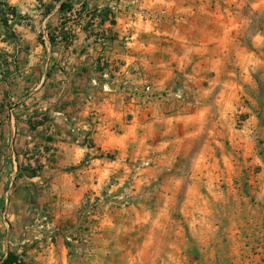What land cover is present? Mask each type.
Wrapping results in <instances>:
<instances>
[{
	"label": "rangeland",
	"instance_id": "obj_1",
	"mask_svg": "<svg viewBox=\"0 0 264 264\" xmlns=\"http://www.w3.org/2000/svg\"><path fill=\"white\" fill-rule=\"evenodd\" d=\"M87 1L62 17L78 90L21 162L37 177L0 260L264 264V0Z\"/></svg>",
	"mask_w": 264,
	"mask_h": 264
},
{
	"label": "crops",
	"instance_id": "obj_2",
	"mask_svg": "<svg viewBox=\"0 0 264 264\" xmlns=\"http://www.w3.org/2000/svg\"><path fill=\"white\" fill-rule=\"evenodd\" d=\"M1 1L15 10V15L8 10L6 15H0V219H3L4 214L9 218L26 214L29 204L26 193L37 175L22 168L21 162L26 164L33 159L40 163L43 152L54 150L49 147L52 141L40 136V127L50 117L59 122V109L65 110L67 90H78L73 86L77 66L72 61L79 55L76 45L83 33L64 41L67 26L62 17L69 0ZM77 1L81 5L77 14L82 15L88 7L87 0ZM51 29L56 36L47 33ZM77 29L85 30L82 25ZM18 88L26 89L20 92ZM45 92L51 95H44ZM9 99L15 101L14 111L6 115L2 110ZM42 110L45 117L35 124V115ZM55 144L58 154L60 141Z\"/></svg>",
	"mask_w": 264,
	"mask_h": 264
},
{
	"label": "trees",
	"instance_id": "obj_3",
	"mask_svg": "<svg viewBox=\"0 0 264 264\" xmlns=\"http://www.w3.org/2000/svg\"><path fill=\"white\" fill-rule=\"evenodd\" d=\"M7 7V10L12 14L15 15V10L14 8L8 6V4L6 2H0V15L4 16L6 15V9L3 8V6ZM64 6L62 5L61 8H63ZM4 23H6V20L4 18H2ZM0 264H24V260L17 255L15 252L13 251H7V253L5 254V256L0 260Z\"/></svg>",
	"mask_w": 264,
	"mask_h": 264
},
{
	"label": "built area",
	"instance_id": "obj_4",
	"mask_svg": "<svg viewBox=\"0 0 264 264\" xmlns=\"http://www.w3.org/2000/svg\"><path fill=\"white\" fill-rule=\"evenodd\" d=\"M3 6V5H2ZM3 7H5V6H3Z\"/></svg>",
	"mask_w": 264,
	"mask_h": 264
}]
</instances>
